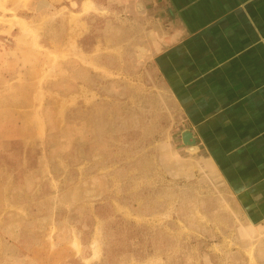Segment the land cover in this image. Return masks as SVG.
<instances>
[{
	"label": "rangeland",
	"instance_id": "1",
	"mask_svg": "<svg viewBox=\"0 0 264 264\" xmlns=\"http://www.w3.org/2000/svg\"><path fill=\"white\" fill-rule=\"evenodd\" d=\"M93 1L0 0V264H264L232 189L183 171L133 22Z\"/></svg>",
	"mask_w": 264,
	"mask_h": 264
},
{
	"label": "crops",
	"instance_id": "2",
	"mask_svg": "<svg viewBox=\"0 0 264 264\" xmlns=\"http://www.w3.org/2000/svg\"><path fill=\"white\" fill-rule=\"evenodd\" d=\"M117 9L136 28L139 66H154L177 99L179 138L184 128L195 137L183 171L222 179L264 229V0H101V11Z\"/></svg>",
	"mask_w": 264,
	"mask_h": 264
},
{
	"label": "water",
	"instance_id": "3",
	"mask_svg": "<svg viewBox=\"0 0 264 264\" xmlns=\"http://www.w3.org/2000/svg\"><path fill=\"white\" fill-rule=\"evenodd\" d=\"M180 140L182 144L186 145V152L193 153L197 150V146L195 145V137L189 128L182 129L180 133Z\"/></svg>",
	"mask_w": 264,
	"mask_h": 264
}]
</instances>
